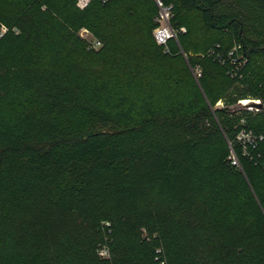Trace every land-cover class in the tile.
I'll list each match as a JSON object with an SVG mask.
<instances>
[{"label": "trees", "instance_id": "16d2710c", "mask_svg": "<svg viewBox=\"0 0 264 264\" xmlns=\"http://www.w3.org/2000/svg\"><path fill=\"white\" fill-rule=\"evenodd\" d=\"M160 1L0 0V264H264V0Z\"/></svg>", "mask_w": 264, "mask_h": 264}, {"label": "built area", "instance_id": "2783aa9c", "mask_svg": "<svg viewBox=\"0 0 264 264\" xmlns=\"http://www.w3.org/2000/svg\"><path fill=\"white\" fill-rule=\"evenodd\" d=\"M92 1L94 0H75L77 7L80 9H85L87 6H89L92 3ZM97 1L101 3H107L112 0H97ZM156 3L159 7L158 19L159 21H162V25L156 27L155 33H154L155 39L158 44L167 45L168 41L171 38H175L177 36V31L171 26L170 21H169L170 15H171V8L168 6H165L163 2L160 0H156ZM7 30H8L7 27L3 25L0 31V37H2L7 32ZM84 30L87 31V29H84ZM181 30L185 31L184 28ZM86 41L88 43L89 49H98L102 44L100 40H94V41L86 40ZM230 73L232 76L235 75L234 71ZM198 75H200V73ZM251 101H255L258 104H261L260 99H251V98L242 99L239 101V104L243 106V105L248 104ZM243 108L248 109V110H259L260 107L243 106ZM240 123L242 124V127L240 128L236 136L234 144H238L242 150V154L248 158L256 159V158L261 157L262 155L259 150H260L261 143L264 141V134L257 133L253 129L249 128L246 118H242ZM230 147H231L232 163L234 165L239 166L240 162L234 151L232 142H230ZM100 254L102 256H108L109 254L108 248L106 246L102 247L100 250Z\"/></svg>", "mask_w": 264, "mask_h": 264}, {"label": "rangeland", "instance_id": "374dc122", "mask_svg": "<svg viewBox=\"0 0 264 264\" xmlns=\"http://www.w3.org/2000/svg\"><path fill=\"white\" fill-rule=\"evenodd\" d=\"M158 15H159V13H158ZM158 15L156 16L155 21L157 23V26H160V25H162V21H159ZM171 17H172V14L170 15V19H171ZM170 19H169V21H170ZM84 29H87V28H81L77 32L78 33L77 35L81 39L83 38V39H86L88 41H94V40H100L101 39L96 34H94L90 29L89 30L87 29V31H85ZM153 33H155V30L153 31ZM174 39H177V36ZM102 46H103V44H101V46L98 49H96V50H99ZM220 105H222V104H220Z\"/></svg>", "mask_w": 264, "mask_h": 264}, {"label": "water", "instance_id": "95a60500", "mask_svg": "<svg viewBox=\"0 0 264 264\" xmlns=\"http://www.w3.org/2000/svg\"><path fill=\"white\" fill-rule=\"evenodd\" d=\"M243 106H246V107H249V106H258V107H261V104H258L257 102H255V101H251V102H249L248 104H246V105H243ZM242 105H241V107H243ZM239 108V107H238Z\"/></svg>", "mask_w": 264, "mask_h": 264}]
</instances>
